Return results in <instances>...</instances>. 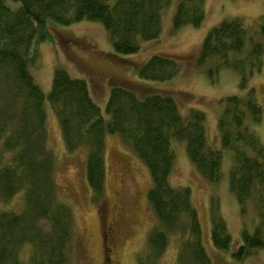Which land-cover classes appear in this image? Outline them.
Segmentation results:
<instances>
[{"label": "trees", "instance_id": "1", "mask_svg": "<svg viewBox=\"0 0 264 264\" xmlns=\"http://www.w3.org/2000/svg\"><path fill=\"white\" fill-rule=\"evenodd\" d=\"M172 1L0 0V200L9 203L19 193L24 200L20 211L0 209V264L70 261L72 210L58 192L46 95L31 72L38 57L36 45L46 40L48 23L101 21L116 52L136 54L142 41L161 37L164 10ZM205 19L206 0H178L175 28L199 27ZM263 57L264 15L255 31H249L239 16L221 21L209 29L199 52L201 64L211 63V77H217L224 66L233 67L241 74L245 89L243 95L224 98L218 121L221 145L232 150L231 189L243 213L253 200L260 215L254 232L243 231L242 243L233 251L237 259L264 247V142L257 130L264 121V107L256 87L248 84L254 73L261 71ZM180 60L156 52L139 69L140 79L171 80L180 73ZM110 83L109 117L94 99L90 81L73 77L63 67L55 69L47 96L59 118L68 151L88 149L86 175L93 197L104 194L107 133H117L147 163L153 178L148 198L158 223L148 238L150 248L161 254L169 237L176 233L181 238L177 264H214L204 243L191 188L171 183L176 159L174 139L186 142L192 162L209 181L222 179L223 152L209 144L206 113L192 108L183 115L173 94L165 89L145 87L141 92L125 80ZM253 193H259L260 200ZM211 217L212 242L228 249L231 233L215 201ZM27 246L31 253L24 259L21 255H27Z\"/></svg>", "mask_w": 264, "mask_h": 264}, {"label": "rangeland", "instance_id": "2", "mask_svg": "<svg viewBox=\"0 0 264 264\" xmlns=\"http://www.w3.org/2000/svg\"><path fill=\"white\" fill-rule=\"evenodd\" d=\"M177 2L173 0L164 10L161 37L142 41L141 50L136 54L116 52L103 23L89 19L69 24L50 21L46 40L36 45L38 57L31 66V72L46 95L49 146L56 160L57 188L60 197L71 206L73 216L69 264H99L105 244L108 247L106 252H111V241L118 249L115 264H177L181 238L176 233L171 235L161 254L150 248L148 238L158 223L154 206L148 198L153 178L147 163L117 133H107L104 194L93 197L86 175L88 149L68 151L59 118L47 98L58 67H63L73 77H86L90 81L92 95L106 117H109L106 106L111 80H125L140 90L153 87L170 91L185 116L192 108L204 111L209 144L223 152L222 179L217 183L209 181L192 162L186 142L174 139L176 159L171 183L175 187L191 188L192 200L203 227L204 243L214 264H264V247L243 259L233 256V251L242 243L243 231L254 232L260 222L257 202L252 200L243 213L237 194L231 189L232 150L222 147L218 128L224 98L245 93L241 74L233 67L224 66L217 77H211V63L199 62L202 42L211 27L239 16L249 31L257 30L264 15V0H206V19L201 26L175 28L173 16ZM156 52L181 59L182 68L176 77L163 82L140 79L139 69ZM248 84L256 87L264 107V65ZM257 130L264 142V121ZM253 194L260 200L259 193ZM214 201L231 233L232 243L228 249L217 247L211 239ZM23 203V193H19L9 203L0 200V209L20 211L24 208ZM113 203L116 204L114 213L110 210ZM113 220L116 222L111 225ZM114 227L117 234L113 239L111 230ZM25 251L27 255H21L24 259L31 253V247L27 246Z\"/></svg>", "mask_w": 264, "mask_h": 264}, {"label": "flooded vegetation", "instance_id": "3", "mask_svg": "<svg viewBox=\"0 0 264 264\" xmlns=\"http://www.w3.org/2000/svg\"><path fill=\"white\" fill-rule=\"evenodd\" d=\"M115 206H116V204H114V203L111 206V210H112L113 213H114V210H115ZM114 222H116V221L113 220L111 222V225H113ZM112 230H111V235H113L112 238L114 239V238H116L114 236L117 234V229L114 227V228H112ZM111 244H112L111 249H110L111 252H109V253L106 252V249H107L106 247L107 246L103 247V255H102V258H101V261H100L99 264H115L116 263L117 258H118V255H117L118 249L116 248V243L115 242L112 243V241H111ZM108 255H109V257H108Z\"/></svg>", "mask_w": 264, "mask_h": 264}]
</instances>
